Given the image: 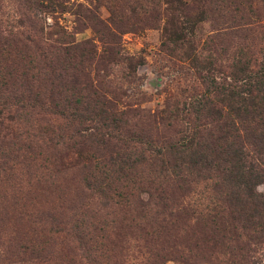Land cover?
Listing matches in <instances>:
<instances>
[{"label":"rangeland","instance_id":"obj_1","mask_svg":"<svg viewBox=\"0 0 264 264\" xmlns=\"http://www.w3.org/2000/svg\"><path fill=\"white\" fill-rule=\"evenodd\" d=\"M60 25L94 56L67 59ZM262 67L264 0H0V264H264V215L247 221L218 172L150 184L151 148L192 132L202 77ZM91 91L119 126L80 119ZM93 126L149 156L104 193L94 176L117 147L78 144Z\"/></svg>","mask_w":264,"mask_h":264},{"label":"trees","instance_id":"obj_2","mask_svg":"<svg viewBox=\"0 0 264 264\" xmlns=\"http://www.w3.org/2000/svg\"><path fill=\"white\" fill-rule=\"evenodd\" d=\"M84 15L88 17V14ZM90 17L94 23L97 19V24H103L96 14L92 13ZM58 33L69 43L63 52L67 59L80 57L89 60L96 53L93 43L89 40L78 42L67 26L60 25ZM238 77L236 71L231 81L211 74L202 77L204 89L200 95H195L188 107L191 124L186 130L192 132L169 142L167 149L151 148L150 157H155L154 161L160 160V163L155 164L150 184L174 182L180 187L197 178H213L211 174L218 172L215 178H218L219 187L226 190L227 198L236 201L245 219L251 221L264 215V193L256 191L264 184V67L248 75L247 80H239ZM94 94L97 92L76 97L75 110L80 119L103 124L108 129L115 124L119 126L121 119H115L112 103L99 104L98 95ZM21 108L23 113L27 109L23 105ZM166 113H171L170 108L163 110V114ZM165 118L168 116L164 115ZM93 128V132L81 135L83 140L78 144L91 141L97 149L117 147L108 164L103 163V167L98 169L99 174L94 176V186L104 193L120 180L132 181L138 175L136 164L149 156L137 145L113 144L110 134H102L97 127ZM135 136L139 138L137 143L140 145L150 141L142 142L145 137L143 131L142 135ZM26 140L33 142L34 146L36 135L27 134Z\"/></svg>","mask_w":264,"mask_h":264}]
</instances>
